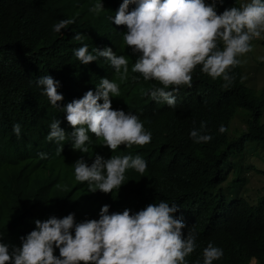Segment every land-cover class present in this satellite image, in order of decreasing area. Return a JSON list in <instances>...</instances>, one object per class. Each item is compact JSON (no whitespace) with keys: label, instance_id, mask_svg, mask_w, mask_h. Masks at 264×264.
I'll use <instances>...</instances> for the list:
<instances>
[{"label":"clouds","instance_id":"9594fccd","mask_svg":"<svg viewBox=\"0 0 264 264\" xmlns=\"http://www.w3.org/2000/svg\"><path fill=\"white\" fill-rule=\"evenodd\" d=\"M0 1L6 6L3 15L15 21L36 19L42 3ZM81 1L93 25L72 37L75 9L62 8L61 0L44 1L56 34L45 48L44 70L9 85L10 65L0 62V94L36 120L29 132L5 122L2 153L27 166L40 158L52 168L47 176L3 182V202L12 205L7 193L15 189L23 206L0 223V264H224L226 252L243 245L248 251L241 262L259 264V246L240 236L245 224L230 216L232 201H225L217 221H210L197 191L151 197L129 185L128 172L143 176L147 162L128 150L150 143L152 136L139 116L126 113L130 110L116 99L121 85L142 76L162 85L145 95L175 108L176 93L192 86L197 65L230 88L231 70L246 63L240 58L256 43L264 44V0H234L238 7L219 14L217 5L224 0ZM6 51L15 53L14 48ZM39 123L47 126L45 132ZM233 127L245 129L230 123ZM208 131L202 121L189 137L196 144L209 143ZM218 131L227 128L221 125ZM251 146L254 156L264 157L259 143H247L246 149ZM30 170L35 173L33 166ZM245 190L240 189L239 199L255 206L256 198L244 195ZM223 233L225 239L216 242Z\"/></svg>","mask_w":264,"mask_h":264},{"label":"trees","instance_id":"16d2710c","mask_svg":"<svg viewBox=\"0 0 264 264\" xmlns=\"http://www.w3.org/2000/svg\"><path fill=\"white\" fill-rule=\"evenodd\" d=\"M38 9L36 19L20 16L16 21L5 17L4 3L0 1V62L4 59L9 63L8 84L17 83L25 78L27 73L44 70L48 64L47 45L55 39L53 20L47 15L44 1ZM208 2V0H206ZM64 9L74 8L77 17L71 24L69 35L84 31L93 21L84 11L81 0H61ZM236 6L234 0H224L217 5V13L225 8ZM238 7V6H236ZM18 26H25L20 30ZM108 23L104 22L102 29L106 30ZM7 48H14L15 53H7ZM11 65H19L13 67ZM197 65L192 73V86H181L176 93V106L170 108L164 103H157L145 93L154 87H162L157 81H145L142 76L135 82L120 86V97L117 102L134 112L144 124L146 131L151 133V142L138 149L128 150L137 153L147 162V169L143 176L137 172H128V183L139 193L151 197L166 196L172 193L194 192L205 204L207 217L210 221H217V212L225 201H232L231 218L245 225L240 230V236L257 243L259 253L257 262L264 264V157L260 156L262 167L255 172L262 178L259 188L251 189L256 198L255 206L251 207L241 199L240 189L243 171L236 165V158L246 150L247 143L257 142L260 150H264V136L262 115L264 114V91L256 92L247 87L242 80L240 66L231 70L235 80L230 88H223L220 78L213 81L201 72ZM13 105V102L10 101ZM133 113V114H134ZM238 117V124L245 129L230 128L233 118ZM12 120L21 126V131L29 132L35 119H31L25 112L11 107L8 96L0 94V130L5 122ZM202 121L207 122L208 134L212 135L209 143L196 144L190 139L189 132L199 128ZM227 128L221 134L219 126ZM45 132L46 125L39 123ZM235 129L236 131H231ZM0 142V223L16 208H22L23 197L15 189L8 191L12 205L3 202V182L11 179L29 181L34 176L49 175L52 168L43 159L37 158L32 165L17 162L4 150ZM31 166L35 173H31ZM230 175H233L229 179ZM226 193H230L226 196ZM226 233L217 235L214 240L221 242ZM228 244H231L229 238ZM248 248L227 251L224 264H243L241 256Z\"/></svg>","mask_w":264,"mask_h":264},{"label":"rangeland","instance_id":"374dc122","mask_svg":"<svg viewBox=\"0 0 264 264\" xmlns=\"http://www.w3.org/2000/svg\"><path fill=\"white\" fill-rule=\"evenodd\" d=\"M242 2H245V0ZM253 49L252 52L240 58L242 60L246 59L245 65L242 64V80L247 87L254 89L256 92L260 90L264 91V62L258 59L259 57H264V44L256 43ZM231 125L238 126V120L234 119ZM253 149L254 146L247 148L242 155L236 158L238 165L243 167V171L240 174V177L243 179V188L246 189L243 193L244 195H249L251 198H253L251 189L259 188L262 184V178L251 168V164L261 167L260 159L253 155L256 149ZM245 167L248 168L244 169ZM232 176L230 175L229 179Z\"/></svg>","mask_w":264,"mask_h":264}]
</instances>
